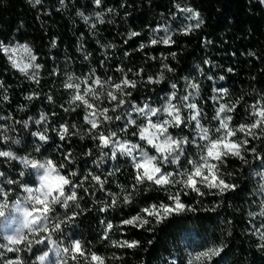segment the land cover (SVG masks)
Here are the masks:
<instances>
[{
	"label": "trees",
	"instance_id": "1",
	"mask_svg": "<svg viewBox=\"0 0 264 264\" xmlns=\"http://www.w3.org/2000/svg\"><path fill=\"white\" fill-rule=\"evenodd\" d=\"M177 3L199 12L203 20L199 29L188 35L181 34L185 25L196 21L188 18L190 13L180 12L175 7ZM165 28L175 43L151 45V39L165 35ZM130 32L140 35L129 39ZM0 42L6 46L28 44L42 65L37 84L29 75L13 68L7 56L0 52V125L7 126L6 131L0 128V132L20 141L18 144L0 141V150H11L19 157L28 156L41 163L52 160L58 168L63 164V174L74 171L77 176L71 177L73 182H82L76 202H69L68 209L56 206L59 219L73 212L79 214L64 226L62 233L53 232L52 239L57 244H45L44 249H62L72 240H80L86 251L104 257L106 264H187L189 253L223 241L227 247L214 258L213 264H264V248L258 246L264 243L259 239L264 232V215L260 214L264 211V176L257 175L264 173V161L255 160L252 153L246 154L247 164L228 157L220 171L225 179L238 185L235 191L219 196L202 189L206 193L204 197L190 193L183 197V202L191 204L196 211L173 216L151 232L122 226V220L137 215L148 204L170 203L166 191L147 180L133 189L135 170L130 158L118 153L117 159L112 160L109 149L101 150L97 146L98 142L93 139L97 130L89 131L90 125L83 119V105L72 103L74 92L64 87L71 76L73 82L81 83L83 93L85 79L89 84L94 77L102 81L111 78L112 83H117L126 74L137 81L134 90L127 89L132 91L130 99L137 105L147 102L152 107H162L173 91L171 84H176L178 97L191 93L188 102L198 105L201 123L210 130L218 127L213 117L223 103L236 104L231 113L232 126L250 122L251 106L257 101L264 104V4L260 0H101L100 5L95 0H0ZM141 44L146 47L140 49ZM173 52L175 58L171 55ZM164 64L174 71L163 68ZM138 72L140 75H136ZM161 72L164 80L160 84L146 83L149 76L158 78ZM191 83L198 84L199 88L192 89ZM222 88L227 89V94L217 91ZM107 90H110L107 83L97 88L98 93ZM30 95L33 99H26ZM101 100L103 103L92 102L99 107H112L105 96ZM188 112L182 110L185 116ZM41 114L46 119L36 124ZM133 118H137L136 114ZM125 122L123 118L113 120L102 128L117 131L121 141L131 140L141 146L138 137L131 135L135 128L119 132ZM61 125L69 128L65 140L59 138ZM37 131L48 137L46 142L32 135ZM192 131L190 126L183 135L191 139ZM251 146L264 156V141L254 140ZM198 151L190 145L185 156L197 159ZM102 152L109 155L101 159ZM184 168L190 169V166L182 157L180 170ZM22 170L25 175L21 178ZM166 170L175 171L176 166L168 165ZM0 172L4 173L0 184L15 189L10 201L20 189L17 185H7V179L20 180L29 186L37 183V170L23 169L18 160L0 158ZM89 172L101 177L103 190L91 177L83 180ZM110 194L116 196L117 205L100 212L101 207L110 204ZM124 196L131 203L125 204ZM102 220L114 226L108 240L102 239ZM191 229L199 232V236L190 235L187 230ZM125 239L140 243L135 248L111 244V240ZM0 242H3L1 238ZM34 251L22 254L28 264L35 260L38 247ZM61 255L67 259L62 252ZM78 260L84 264L83 258ZM68 264L76 262L69 259Z\"/></svg>",
	"mask_w": 264,
	"mask_h": 264
},
{
	"label": "snow or ice",
	"instance_id": "2",
	"mask_svg": "<svg viewBox=\"0 0 264 264\" xmlns=\"http://www.w3.org/2000/svg\"><path fill=\"white\" fill-rule=\"evenodd\" d=\"M100 3L101 0H95L96 5H100ZM261 3H264V0H261ZM175 7L182 13H190L191 15L188 18L196 21L195 24L185 25L181 29V34L188 35L194 29H199L202 26L203 20L200 18L199 12L194 11L191 7H182L179 3ZM108 11H112V9ZM85 19L87 20V18ZM100 22L103 23V20ZM164 31V36L159 39H151L150 44H174L172 34H168L167 28ZM128 35L131 39L139 36L140 33L130 32ZM145 47V44L140 45V49ZM0 52L7 56L13 68L18 69L26 76H28L29 69H40L42 67L41 64L36 63L38 58L27 44L6 46L0 42ZM171 55L175 58L176 53L173 52ZM162 58L167 60L168 57L163 56ZM152 59H155V57H152ZM163 68L169 72L174 71L167 64H164ZM136 75H140V73L138 72ZM37 76L38 73L34 71L28 78L38 84L39 79ZM163 80L164 75L161 72L158 78L149 76L146 83L160 84ZM82 83L84 85L83 93L81 92V83L73 82L71 76L68 77V82L64 84V87L73 90L72 103H77V106L83 105L85 109L83 119L90 125L89 131L97 130L93 136V139L98 142L97 146L101 150L109 149L111 153L109 158L112 160L117 159L118 153L130 158L132 167L135 170L133 189L147 180L165 190L167 200L170 201V203L160 201L142 207L137 215L122 220V226H132L151 232L156 225L162 224L173 216H179L186 212L194 213L196 209L191 204L183 202V197L188 196L190 193H194L197 197H204L206 193L202 189H208V194L219 196L235 191L238 185L225 179L220 171V166L226 163L228 157L237 158L247 164L246 154L252 153L255 160L264 161V156L257 152L256 147L251 146L254 140L264 141V104H261L260 101L251 106L252 111L249 115L253 119L250 122L240 123L236 126H232L233 116L231 115L236 109V104H219L213 117L218 121V127L210 130L201 123L202 112L198 105L194 102H188L191 93L178 97L175 91L176 84H171L173 91L169 93L162 107H152L147 102L143 103L142 106L137 105L130 99L132 91H127V89L134 90L137 87V81L129 79L126 74L117 83H112L111 78L108 81H102L99 77H94L91 84H89L88 79H85ZM106 83L110 85V90L98 93L97 88H103ZM0 86H2V81H0ZM189 87L198 89L199 85L191 83ZM217 91L227 94L226 88ZM101 96L106 97L108 103L112 105L111 108L99 107L92 102L101 101L103 103ZM222 98L221 96L220 99ZM26 99L31 100L33 96L30 95ZM48 99L51 100V97L49 96ZM213 99L218 102L217 97H213ZM183 109L189 110L187 116L183 115ZM65 110L67 111V109ZM110 112L115 113V115H109ZM133 114H136L137 118H133ZM154 117L156 119H153ZM122 118L126 122L119 129V132L126 133L130 127L135 128L131 135L138 137L146 145H150L154 149V155H149L148 151L141 148L139 143H133L131 140L121 141L117 131L102 128V125L111 124L113 120L119 121ZM45 119L44 114H41L40 119L35 123L41 124ZM138 119L140 123L137 122ZM192 122H194V125ZM27 123V121L24 122L25 127H27ZM190 126L193 128L191 139L188 135H183L185 129ZM0 128L7 130L6 125H0ZM170 128L179 129L180 131L176 136H173L169 131ZM213 132L215 136L212 135ZM68 133L69 128L66 125H61L60 140H65ZM32 135L38 137L39 141L46 142L48 139L46 135L39 131L33 132ZM0 141L4 143L12 141L16 144L20 142L19 140H12L11 137L4 135L2 132H0ZM190 145L199 150L197 159L185 156L186 149ZM35 150L40 151L39 147ZM88 154L91 155V152ZM108 155L107 152H102L101 159ZM182 157L190 166V169L180 170ZM0 158H6L8 161L18 160L23 165V169H35L38 173L37 179L39 182L35 187L21 183L20 180L16 179L6 180L7 185H17L20 189V193L13 201H10L9 197L15 189L0 184V219H7L12 212L19 214V217L22 218L20 227L14 230V234L4 235L3 242H0V264H28L22 256L23 253H32L34 245L48 244L55 246L57 241L52 239L53 232L62 233L64 226L79 214L73 212L71 215H65L64 219H59L56 206L68 209L69 202H76L78 199L77 189L82 186V182L74 183L71 177H76L77 173L73 171L67 175L63 174L61 169L64 168V165L61 164L58 168L52 160L41 163L36 159H30L28 156L19 157L11 150H0ZM65 159H68V157H65ZM168 165H175L176 170H166ZM24 175L25 172L20 171L19 176L22 178ZM231 175L229 173V176ZM257 175L264 176V173H257ZM3 176L4 173L0 172V177ZM89 177L99 185L101 190L104 189V181L101 180L100 176L89 172L88 176L83 177V180H88ZM173 188L176 189L175 192L171 191ZM262 190H264V185H262ZM85 191L87 190L85 189ZM110 195H112L110 204L101 207L100 212H106L109 207L117 205L116 196L114 194ZM123 202L125 204L131 203L128 196H124ZM196 202L199 203L200 201L197 200ZM75 206L79 208V204ZM260 214L264 215V211H261ZM101 224L104 225L102 239L108 240V233L112 231L114 226L110 221L105 224L102 220ZM187 231L190 235L195 233L196 236H199V232L195 229ZM42 233L44 235H41ZM259 239L264 241V232L260 233ZM139 243L136 240H111V244L118 248H135ZM258 246L264 248V243ZM226 247L227 245L223 241L219 245L211 244L202 247L199 251L189 253L187 264H213L214 258L219 257ZM50 251L51 247L48 251L36 256L31 264H36L37 261H39V264H46ZM61 252L67 259H58L56 264H68L69 259L76 262V264H80L78 257L83 258L84 264H106L104 257L95 252L86 251L80 240H72L69 246L57 249L56 256L60 257ZM9 253L12 256L9 257Z\"/></svg>",
	"mask_w": 264,
	"mask_h": 264
},
{
	"label": "rangeland",
	"instance_id": "3",
	"mask_svg": "<svg viewBox=\"0 0 264 264\" xmlns=\"http://www.w3.org/2000/svg\"><path fill=\"white\" fill-rule=\"evenodd\" d=\"M17 44H26V43H15V44L9 45V46H16ZM33 54H34V52H33ZM36 63H38V62L36 61ZM34 71L39 74L40 69H29L28 75L31 76ZM161 118H163V117H161ZM153 119H156V118L154 117ZM138 123H140V120L139 119H138ZM169 131L173 134V136H176L177 135V132L179 131V129L170 128ZM141 142H142L141 143V147L142 148L145 147L146 148V151H148L149 155H154L155 154L154 149H152L150 145H146L143 141H141ZM38 182L39 181L37 179V183L34 186H32V187H35L38 184ZM21 219L22 218L19 217V214L15 213V212H12L8 216L7 219H0V238L2 239L4 235L14 234V230L20 227ZM41 235H44V234L42 233ZM37 247H38V251L36 253L37 254L36 256L42 254L44 251H48L49 250V248L48 249H44V246L43 245L42 246H40V245H34L33 251L34 250L36 251V248ZM56 251H57V248H52L51 249V251L49 252V257H48V260L46 261V264H56V262H57L58 259H64L62 257V255L60 257H57L56 256ZM29 254H31V253H29ZM37 262H39V261H37Z\"/></svg>",
	"mask_w": 264,
	"mask_h": 264
}]
</instances>
